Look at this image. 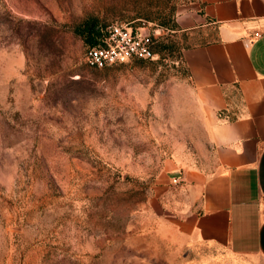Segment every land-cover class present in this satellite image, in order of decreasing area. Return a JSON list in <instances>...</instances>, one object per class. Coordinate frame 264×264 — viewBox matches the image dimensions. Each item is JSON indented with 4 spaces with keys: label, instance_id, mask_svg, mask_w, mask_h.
<instances>
[{
    "label": "rangeland",
    "instance_id": "rangeland-1",
    "mask_svg": "<svg viewBox=\"0 0 264 264\" xmlns=\"http://www.w3.org/2000/svg\"><path fill=\"white\" fill-rule=\"evenodd\" d=\"M192 1L0 0V264L259 263L158 242L167 161L205 159L176 22ZM89 23L146 32L154 56L89 66Z\"/></svg>",
    "mask_w": 264,
    "mask_h": 264
},
{
    "label": "crops",
    "instance_id": "crops-1",
    "mask_svg": "<svg viewBox=\"0 0 264 264\" xmlns=\"http://www.w3.org/2000/svg\"><path fill=\"white\" fill-rule=\"evenodd\" d=\"M176 22L191 39L184 61L206 148L202 162L161 172L158 242L264 264V0H193Z\"/></svg>",
    "mask_w": 264,
    "mask_h": 264
},
{
    "label": "built area",
    "instance_id": "built-area-1",
    "mask_svg": "<svg viewBox=\"0 0 264 264\" xmlns=\"http://www.w3.org/2000/svg\"><path fill=\"white\" fill-rule=\"evenodd\" d=\"M152 41L151 36L142 30L114 23L107 27L100 43L89 48L86 63L91 67L104 68L131 58H152Z\"/></svg>",
    "mask_w": 264,
    "mask_h": 264
},
{
    "label": "trees",
    "instance_id": "trees-1",
    "mask_svg": "<svg viewBox=\"0 0 264 264\" xmlns=\"http://www.w3.org/2000/svg\"><path fill=\"white\" fill-rule=\"evenodd\" d=\"M87 32V37L89 38L90 45H97L103 38L104 34L101 32V28L96 23H89L84 29Z\"/></svg>",
    "mask_w": 264,
    "mask_h": 264
}]
</instances>
